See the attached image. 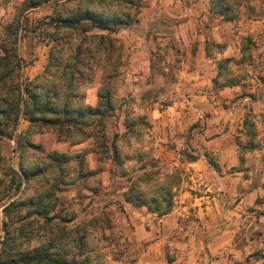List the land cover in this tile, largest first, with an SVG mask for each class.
<instances>
[{
    "label": "rangeland",
    "instance_id": "1",
    "mask_svg": "<svg viewBox=\"0 0 264 264\" xmlns=\"http://www.w3.org/2000/svg\"><path fill=\"white\" fill-rule=\"evenodd\" d=\"M63 1L28 7L25 0H0V25L19 23L12 36L22 60L18 79L39 77L60 92L71 90L80 106H96L101 92L113 108L103 117V137L92 119L80 132L28 131L22 115L6 127L0 137V254L5 246L16 253L51 240V252L68 264H264V0H224L225 18L209 11L210 0H122L111 9L129 23L108 34L107 54L97 49L105 31L54 30L50 18ZM196 9H208L204 19ZM201 20L210 38L224 41L207 42L210 60L201 62L205 73L191 78V86L183 74L191 45L181 37L189 41L192 24ZM77 47L82 64L70 59ZM53 51L66 71L44 80ZM72 67L78 72L66 69ZM230 147L231 156L219 151ZM49 153L70 160L24 181L19 163L38 165ZM189 156L205 161L207 171L191 169ZM145 174L142 196L160 201V208L169 198L166 214L125 201L130 185ZM165 179L169 196L157 186ZM37 190L51 193L50 221L11 205ZM227 241L231 251L209 250ZM245 246L253 252L235 257L232 248Z\"/></svg>",
    "mask_w": 264,
    "mask_h": 264
},
{
    "label": "trees",
    "instance_id": "2",
    "mask_svg": "<svg viewBox=\"0 0 264 264\" xmlns=\"http://www.w3.org/2000/svg\"><path fill=\"white\" fill-rule=\"evenodd\" d=\"M46 1L25 0L24 4L28 7H36ZM122 2V0H64L60 3L56 13L51 16L50 22L54 30H77L81 33L92 29L105 31L106 34L100 33L97 36L99 44L97 49H103L102 51L107 54L111 49V39L108 34L117 32L120 27L129 23L126 14H117L111 9L112 6H119ZM209 4V11L222 15L224 18L226 17L228 7L224 0H210ZM226 19L230 20L231 18ZM18 26L17 19H14L9 24L0 25V29L4 33V38L0 39V137L4 134L9 124H15L20 115L28 122L27 130L36 129L35 131L37 132L56 129H74L80 132L82 131L81 127L88 125L89 119H92L96 121L95 125L99 129V136L103 137V117L113 108L108 95H102L99 92V102L96 106H80L78 105L80 96L74 94L71 90L60 92L52 82L50 84L42 83L39 81V77L29 81L18 79L20 78L19 71L22 60L18 55L15 39L12 37ZM78 53H80V47H77L76 54L70 58L74 64L83 61V58H80ZM61 62L62 58L57 56L54 51L50 52L47 65L41 77L45 80L48 77L52 78L57 71L64 73L66 70ZM79 63L82 64L83 62ZM218 66H221V62L218 63ZM66 69L71 74L74 71L78 72L77 68ZM225 85H233V83L229 82ZM243 125L248 127L249 134L253 135V124L245 118ZM238 145L241 146L240 143ZM32 147L37 146L32 145ZM112 148L115 154V147L112 146ZM41 157L46 162H41L38 165L23 164V161L19 163V174L24 181L32 177L36 179L41 173H44L43 177H45L46 173L50 171V167H61L70 160V157L63 153H49ZM196 159V156H189L188 162H193ZM209 164L214 169H217V164L212 160H209ZM13 173L17 174V171L13 170ZM147 180H149V174L137 178L128 188L125 194V201L138 207L144 206L147 211L158 215L166 214L172 205L169 198L163 197L161 199L164 205L163 208H160V201L155 198L148 201L142 196L148 187L144 185ZM157 186L159 191H166V196L170 195L168 180L165 179L158 182ZM37 191L23 200L12 202L11 205L14 207L20 204L27 206L30 215H39L44 221H50L53 218V216H49L53 209V204H49L52 198L51 193L49 190ZM134 191H137V193L133 196ZM5 234L9 241L14 242L12 232L7 230ZM53 247L51 240L47 245L42 244L39 247L16 253L13 252V248L5 246L0 254V264H68L67 260L57 254L55 255V252H51L50 249Z\"/></svg>",
    "mask_w": 264,
    "mask_h": 264
},
{
    "label": "crops",
    "instance_id": "3",
    "mask_svg": "<svg viewBox=\"0 0 264 264\" xmlns=\"http://www.w3.org/2000/svg\"><path fill=\"white\" fill-rule=\"evenodd\" d=\"M202 11H203V18L202 19H204L205 15L208 13V9L207 10L206 9L205 10L204 9H201V10L196 9L195 14L197 16H199L202 13ZM203 21L204 20H201L200 22H198V24H192L194 29H193L192 37L189 39L190 42L187 41L185 37H183V36L181 37V39H182L181 41H184L186 46H188L189 43L191 45V50L186 51L187 60H190V61H188L185 64V68L183 71V74L185 76H187V78H188L187 84H189L191 86H194V83H192V81L190 79L195 78V76H197L199 73L204 72V70H203L204 68H203V66H201V62L202 61L208 62L210 60L209 56L206 53L207 42H209L211 40V41H214L215 43L219 44V43H222L224 41L223 38H221L223 36L220 37L219 35H215V36L213 35L210 38V36H208V34L206 33V30H208V28H206ZM199 24L202 25V28H204V31L201 30V28H200L201 26ZM196 29H197V31H196ZM191 31H192V29H191ZM219 151L221 153L225 152V154L230 155V156L233 154V148L232 147H230L229 149L223 148L222 150H219ZM189 165H190L191 169H193L196 172L205 173L207 171V165L205 164V161H203L200 158H197L195 161H193ZM231 247H232V245H231L230 241L221 242V243L217 242V243H211L209 250L215 254L218 251H221V252L231 251ZM232 251L235 252V254H236L235 257H237L239 254H241V255L244 254V256L249 255L250 253L253 252V249H251L249 246H247V247L245 246L242 250H238L237 248H234V249L232 248ZM250 262L259 263V261L256 259L254 260L253 257H250ZM210 264H221V263L216 262L214 259L213 261L210 262Z\"/></svg>",
    "mask_w": 264,
    "mask_h": 264
}]
</instances>
